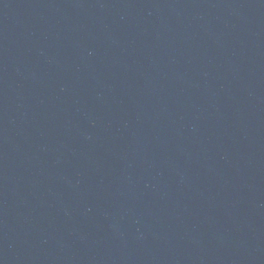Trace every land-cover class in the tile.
I'll return each instance as SVG.
<instances>
[{
    "label": "water",
    "instance_id": "water-1",
    "mask_svg": "<svg viewBox=\"0 0 264 264\" xmlns=\"http://www.w3.org/2000/svg\"><path fill=\"white\" fill-rule=\"evenodd\" d=\"M0 264H264V0H0Z\"/></svg>",
    "mask_w": 264,
    "mask_h": 264
}]
</instances>
